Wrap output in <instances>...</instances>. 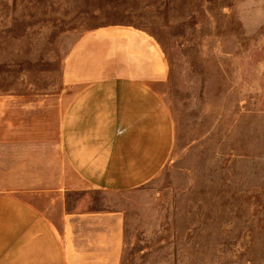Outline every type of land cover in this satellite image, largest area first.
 Wrapping results in <instances>:
<instances>
[{"label": "rangeland", "instance_id": "374dc122", "mask_svg": "<svg viewBox=\"0 0 264 264\" xmlns=\"http://www.w3.org/2000/svg\"><path fill=\"white\" fill-rule=\"evenodd\" d=\"M107 27L159 50L174 129L154 179L92 194L123 210L120 264H264V0H0V137L60 117L68 53Z\"/></svg>", "mask_w": 264, "mask_h": 264}, {"label": "crops", "instance_id": "0c3cea01", "mask_svg": "<svg viewBox=\"0 0 264 264\" xmlns=\"http://www.w3.org/2000/svg\"><path fill=\"white\" fill-rule=\"evenodd\" d=\"M62 78L59 118L0 137V264H120L123 210L94 209L92 194L138 189L170 157L166 67L142 34L89 32Z\"/></svg>", "mask_w": 264, "mask_h": 264}]
</instances>
